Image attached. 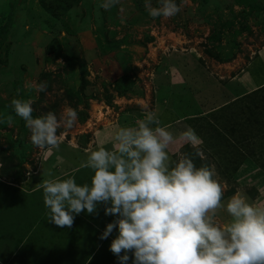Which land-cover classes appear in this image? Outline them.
I'll return each instance as SVG.
<instances>
[{"label": "rangeland", "instance_id": "rangeland-1", "mask_svg": "<svg viewBox=\"0 0 264 264\" xmlns=\"http://www.w3.org/2000/svg\"><path fill=\"white\" fill-rule=\"evenodd\" d=\"M251 1L256 0H208L202 7L201 0H184L176 16L152 18L145 0H119L108 9L99 0H0L1 34H6L0 35V147L8 145L27 172L42 167L43 174L51 173L50 155L31 143L14 99L31 100L34 117L48 111L59 116L66 107L81 111L84 120L78 114L71 128L61 129L72 149L94 145L95 133L108 125L134 124L155 109L162 123L176 120L174 131L197 126L204 156L224 185L225 202L237 190L255 199L264 188V134L239 131L249 125L264 130V6ZM55 10L59 20L50 17ZM118 41L114 48L107 44ZM58 43L86 66V91L75 92L79 70L58 51ZM122 78L134 83L133 90L119 92ZM41 83L47 84L45 92L36 90ZM257 89L260 98H249ZM69 90L76 95L69 97ZM239 138L257 157L248 154L234 171ZM1 158L0 153V169ZM35 181L31 174V186ZM7 189L0 184V198L6 199H0L2 215L17 203ZM217 219L226 222L229 216L219 210ZM11 229L0 228L1 252L6 249L1 236ZM61 260L58 253L57 264H65Z\"/></svg>", "mask_w": 264, "mask_h": 264}, {"label": "clouds", "instance_id": "clouds-1", "mask_svg": "<svg viewBox=\"0 0 264 264\" xmlns=\"http://www.w3.org/2000/svg\"><path fill=\"white\" fill-rule=\"evenodd\" d=\"M145 0L152 18L179 14L184 0ZM108 9L119 0H99ZM38 92H45L41 83ZM17 116L30 130L31 143L45 157L63 142L61 129L71 128L78 112L66 107L33 116L31 100L12 101ZM83 167L92 171L90 183L74 177L47 175L43 190L49 220L71 228L82 212L94 214L104 206L113 216L100 235L110 244L118 264H264V188L253 199L237 190L224 200V185L214 165L205 159L202 138L193 127L178 131L161 121L157 110H147L134 125L112 124L97 131ZM188 145L192 152L182 150ZM59 159V157H57ZM219 210L229 216L217 219Z\"/></svg>", "mask_w": 264, "mask_h": 264}, {"label": "crops", "instance_id": "crops-1", "mask_svg": "<svg viewBox=\"0 0 264 264\" xmlns=\"http://www.w3.org/2000/svg\"><path fill=\"white\" fill-rule=\"evenodd\" d=\"M175 121L165 124L175 125ZM74 143L77 144L75 141ZM90 147L94 145L72 149L70 143H61L59 149L48 158L52 160L49 167L52 175L74 177L81 185L90 183L93 173L83 167ZM24 172L25 178L17 177L16 172L0 174V184L11 192L12 202H17L9 206L12 207L11 211L4 215L0 213V228L8 224L12 227L11 231L5 230V237L1 236L6 249L5 252L0 251V264H57L58 253L64 258L61 261L65 264H118L116 255L110 251V244L117 235V230L114 229L108 239H99L107 224L115 219L104 214L103 205L99 206L97 213L90 215L82 212L76 216L71 228H60L49 220L50 214L44 205L43 190L38 185L43 179L50 177L43 174L42 167L33 170V173L27 172L24 167ZM31 174L32 179H36L33 186L29 182ZM7 177L12 180H7ZM0 199L4 202L6 200L5 197Z\"/></svg>", "mask_w": 264, "mask_h": 264}, {"label": "trees", "instance_id": "trees-1", "mask_svg": "<svg viewBox=\"0 0 264 264\" xmlns=\"http://www.w3.org/2000/svg\"><path fill=\"white\" fill-rule=\"evenodd\" d=\"M201 6L203 7L206 3H208V0H201ZM251 3H253V4H255L256 3V5L257 6H264V0H256V1H251ZM43 5H44V3H42ZM52 8V7H51ZM53 9V8H52ZM53 11V10H52ZM51 19L52 20H55V19H57V20H59V18H60V15L57 13V10H55L54 12H53V14H51ZM2 21V17H0V22ZM47 23L49 22V20L48 19H46L45 20ZM54 22L52 21V23L50 24L51 26H50V28H55L54 27V24H53ZM100 25V22L98 23V26ZM101 26V25H100ZM2 29H4V28H1V26H0V35H2V36H4L5 37V33L3 32V34H1V30ZM45 29H48V28H45ZM44 29V30H45ZM49 30V29H48ZM51 30V29H50ZM55 32V31H54ZM5 34V35H4ZM60 34H61V30L60 29H58L57 30V32H55L54 33V39H58V36H60ZM1 36H0V45L2 46V44H3V41L4 40H1ZM98 38V37H97ZM99 40V39H98ZM122 43V41H118V43H116V42H108L107 44H108V46L110 47V48H114V47H116V46H120V44ZM51 47L54 49V48H56V47H54L53 45H51ZM0 49H2V47H0ZM57 49H58V51L60 52V53H63L64 54V56H66L67 58H68V62H69V64H70V66L73 68V69H76V68H78V70H79V76H80V80H79V85H78V91H75L77 94L78 93H80V91L81 92H84V91H86V87L88 86V84H89V81H88V79H87V74H88V70H87V68H86V66L85 65H83L82 63H81V61H79V57L78 56H74L73 54H70L68 51H66L65 50V47H64V45H62L61 43H58V45H57ZM216 57H217V55H215ZM221 61L223 60L222 58L220 59ZM121 80H123V81H121V82H119L118 84H117V87H118V90H119V92L120 93H123V92H126V91H131V90H133V88H134V83L133 82H131V81H127V80H125V78H122ZM260 89H264V86H262ZM260 89H257V90H254V91H251L248 95H249V98H251V99H255V98H260V96H259V93L257 92V93H254V92H256V91H258V90H260ZM68 94V96L69 97H74L75 95H76V93H74L73 91H68L67 92ZM256 100V99H255ZM254 100V101H255ZM222 108V107H221ZM76 110H77V108H75ZM253 110H251V112H252ZM77 112H78V114L81 116L80 118H82V120H84V118L85 117H83V114H81V111H78L77 110ZM258 121V120H257ZM256 120L255 121H253V122H257ZM188 122H189V120H188ZM192 126L193 127H197L195 124H192ZM197 129V128H196ZM256 129V130H255ZM241 130H246V131H248V134H252V132H254V131H257V132H260V133H263L264 134V130L263 129H261V128H254L253 127V125H249V128L248 127H245L244 129H239V131H241ZM198 132V131H197ZM199 133V132H198ZM199 134H201V133H199ZM244 136L245 135H243V138H244ZM242 138V139H243ZM241 138H239V144H241L242 145V142H241V140H240ZM245 139V138H244ZM243 139V140H244ZM230 146V145H229ZM234 147H235V145H233ZM243 146V147H242ZM241 147H237L236 148V151L238 152V154L237 155H239V158L237 159V160H234L235 161V164L236 163H238L236 166H234V168H235V170L234 171H237V169L238 168H240V166H241V164L245 161V159H246V157L248 156V154L250 155V156H252V157H257V153H254V152H251L248 148H247V146H246V144L244 145H242ZM184 150H186L185 152H192L193 151V149H191V147H189L188 145H185V147H184ZM235 151V150H234ZM228 152H231V151H228ZM262 152V150H259V152L258 153H261ZM0 153H1V160H2V165H1V169H0V174L1 175H3V174H8V173H10V172H12L13 170L16 172V176L17 177H19L20 176V178L21 177H26L25 176V172H24V167H22V165H23V163L19 160L17 163H15L14 161V159L15 158H17V156L13 153V152H11V149L7 146V147H0ZM23 155V157H24V153H22ZM21 156V157H22ZM196 163H197V165L199 166V165H201V164H204V163H207V164H211L210 163V161H209V159H207V158H205V159H203V160H201L200 158H197L196 159ZM262 164V163H261ZM233 166V165H232ZM235 173V172H234ZM230 194H232L231 192H230ZM229 194V195H230ZM226 195H224V197H225Z\"/></svg>", "mask_w": 264, "mask_h": 264}]
</instances>
